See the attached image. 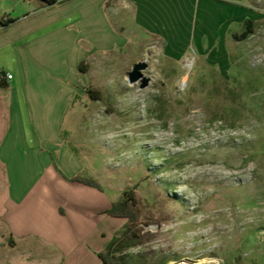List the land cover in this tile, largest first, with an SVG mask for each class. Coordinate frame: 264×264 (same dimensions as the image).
Masks as SVG:
<instances>
[{
    "label": "rangeland",
    "instance_id": "1",
    "mask_svg": "<svg viewBox=\"0 0 264 264\" xmlns=\"http://www.w3.org/2000/svg\"><path fill=\"white\" fill-rule=\"evenodd\" d=\"M140 35L87 65L81 85L91 96L78 95L63 126L53 119L45 135L20 95L13 113L0 90V139L20 121L28 182L37 143L56 155L64 148L102 192L96 245L114 238L112 254L126 264H264V23L212 48ZM138 63L143 89L127 81ZM6 169L0 160V197ZM124 193L127 214L107 215Z\"/></svg>",
    "mask_w": 264,
    "mask_h": 264
},
{
    "label": "crops",
    "instance_id": "2",
    "mask_svg": "<svg viewBox=\"0 0 264 264\" xmlns=\"http://www.w3.org/2000/svg\"><path fill=\"white\" fill-rule=\"evenodd\" d=\"M55 1L0 0V72L11 76L0 90L8 92L13 113L20 95L41 136L53 119L62 127L65 113L86 93L80 63L87 70L98 57L126 48L129 37L153 35L162 43L191 38L212 48L240 35L246 20L264 23V0ZM19 122L11 121L0 139V160L7 162L0 264H101L96 241L102 235V192L64 179L79 176L74 158L62 147L56 155L39 143L30 150L36 180L25 181Z\"/></svg>",
    "mask_w": 264,
    "mask_h": 264
},
{
    "label": "trees",
    "instance_id": "3",
    "mask_svg": "<svg viewBox=\"0 0 264 264\" xmlns=\"http://www.w3.org/2000/svg\"><path fill=\"white\" fill-rule=\"evenodd\" d=\"M42 1L48 6H51L56 3L55 0H42ZM253 33H254L253 22L251 20H246L243 25V32L240 35H234V39H236L237 41L245 40L249 36L253 35ZM79 70L82 73H87V70L83 69V63H80ZM1 73L2 72H0V75ZM0 85H3V80L1 78H0ZM86 93L89 95L91 94L90 91H86ZM63 177L66 180H69L72 182H78L88 187L98 189L97 184H95L88 178H84L82 176H76L72 179H67L65 176ZM125 197H126V194L124 193L122 196V199L117 203H113L112 206L105 213L113 217H122L126 215L127 214V201ZM126 235L127 234H125L124 238L122 239L123 243H128L131 240V236H126ZM115 241L116 240L113 238L104 250L97 253L98 258L101 261V264H126L123 259L114 257L112 254V248L115 244Z\"/></svg>",
    "mask_w": 264,
    "mask_h": 264
},
{
    "label": "water",
    "instance_id": "4",
    "mask_svg": "<svg viewBox=\"0 0 264 264\" xmlns=\"http://www.w3.org/2000/svg\"><path fill=\"white\" fill-rule=\"evenodd\" d=\"M146 69L145 63H138L134 65L133 69L127 75L129 84H138L139 89L146 88L149 85V80L144 77L142 71Z\"/></svg>",
    "mask_w": 264,
    "mask_h": 264
},
{
    "label": "built area",
    "instance_id": "5",
    "mask_svg": "<svg viewBox=\"0 0 264 264\" xmlns=\"http://www.w3.org/2000/svg\"><path fill=\"white\" fill-rule=\"evenodd\" d=\"M0 78L2 80H8V79L11 78V76L9 74H7V73L2 72L1 75H0Z\"/></svg>",
    "mask_w": 264,
    "mask_h": 264
},
{
    "label": "bare ground",
    "instance_id": "6",
    "mask_svg": "<svg viewBox=\"0 0 264 264\" xmlns=\"http://www.w3.org/2000/svg\"><path fill=\"white\" fill-rule=\"evenodd\" d=\"M178 264H191V263H187V262H181V263H178Z\"/></svg>",
    "mask_w": 264,
    "mask_h": 264
}]
</instances>
